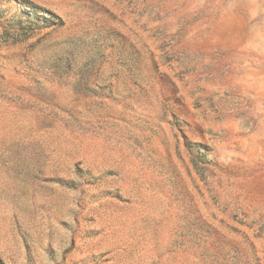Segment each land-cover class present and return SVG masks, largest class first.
<instances>
[{"label":"rangeland","instance_id":"374dc122","mask_svg":"<svg viewBox=\"0 0 264 264\" xmlns=\"http://www.w3.org/2000/svg\"><path fill=\"white\" fill-rule=\"evenodd\" d=\"M0 264H264V0H0Z\"/></svg>","mask_w":264,"mask_h":264}]
</instances>
